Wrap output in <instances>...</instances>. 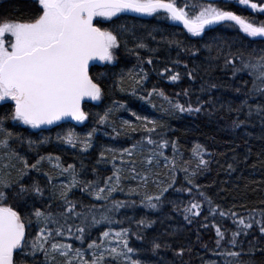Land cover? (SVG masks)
<instances>
[{
	"label": "trees",
	"instance_id": "trees-1",
	"mask_svg": "<svg viewBox=\"0 0 264 264\" xmlns=\"http://www.w3.org/2000/svg\"><path fill=\"white\" fill-rule=\"evenodd\" d=\"M176 2L181 7L187 5L190 15L213 3L249 20L264 21V14L234 0ZM38 7L34 0H0V21L31 19ZM97 26L117 34L120 47L113 62L90 67L89 74L102 94L99 100L84 105L87 119L83 123L33 129L12 121L13 104L0 102V119L14 136L9 149H0V176L13 182L12 192L18 190V180L42 189L39 194L28 191L19 198L9 192L7 203L31 220V227L26 229L29 241L43 227L31 215L35 209L58 220V224L49 225L53 237L45 245L47 257L39 251L33 256L26 247L28 255H16L19 264H67L68 259L81 264L76 249L89 261L95 252L97 257L103 253L99 264H126L124 256L108 251H123L125 239L133 249L130 260L141 264H226L224 252L241 253L228 258L231 264H264V233L260 231L264 225V93L250 91L253 79L247 70L234 73L231 65H225V58H232L230 54L242 55L245 61L264 56V40L246 37L235 25L212 26L193 36L163 12L153 16L121 14ZM140 43L147 47L138 49ZM149 58L151 64L147 63ZM236 67H241L239 61ZM176 73L179 79L172 81L169 77ZM153 88L156 92L149 96ZM176 104L193 111L181 112ZM106 112L108 117L101 123L100 117ZM153 127L154 132L146 131ZM93 129L87 140L90 147L84 149L82 143ZM68 131L73 133L75 147L57 139ZM149 136L154 143H149ZM198 152L206 166L200 165ZM41 157L45 159L38 170L32 169L30 166ZM23 161H27L28 169ZM69 165L73 169L63 172ZM73 173L79 183L71 188L67 199L75 202L76 212L88 215L86 224L83 217L75 215L65 224L59 216L65 211L60 194L66 189L62 185L72 183ZM89 182L92 186L85 191ZM99 188L106 189L102 193L108 197L106 201L96 199ZM109 188L115 189L110 195ZM164 188L168 190L157 208L142 203L146 196L159 195ZM113 201L122 202V206L105 212ZM193 202L200 205L198 216L185 212ZM221 211L226 215L221 216ZM92 215L100 222L93 224ZM102 215L108 219H101ZM241 218L251 227L244 229L239 224ZM61 225L63 234L56 235ZM78 226L85 228L82 239L77 238L81 236ZM217 227L225 234L219 247ZM125 229L126 233L116 235ZM237 231L240 235L232 247L228 242ZM93 241L99 247L89 249ZM153 242L161 247L153 251ZM53 243L71 245L70 255L53 251ZM180 248L184 252L177 255Z\"/></svg>",
	"mask_w": 264,
	"mask_h": 264
},
{
	"label": "snow or ice",
	"instance_id": "snow-or-ice-1",
	"mask_svg": "<svg viewBox=\"0 0 264 264\" xmlns=\"http://www.w3.org/2000/svg\"><path fill=\"white\" fill-rule=\"evenodd\" d=\"M36 2L39 6L38 11L31 19L25 21L4 19L0 21V101L13 103L10 115L12 121L30 126L33 129L53 125L57 121L69 117L77 122L85 121L87 113L82 110L81 102L85 97L91 100L100 99L102 90L89 74L90 63L94 61L113 62L115 52L120 47V41L118 35L112 30L98 27L97 23L99 22H107L114 17L127 13L153 16L163 12L167 19L182 24L193 36H200L206 28L210 29L212 26L235 25L246 37L264 40V21L249 20L237 15L234 11L227 10L225 7H217L213 3L207 4L195 14L190 15L189 11H186L188 6H178L176 0H36ZM237 3L264 14V0H260V2L237 0ZM96 18H103V21L94 22ZM6 35L9 37L8 39H5ZM146 47L143 43L137 45L138 49ZM230 55L232 58L226 57L225 65H231L234 73L247 70L253 79L250 91L252 93H264V56L249 58L245 61L242 55ZM236 61H239L240 68L236 67ZM147 63H152L151 58L147 60ZM164 71L169 72L170 69ZM169 78L176 81L179 79V74H172ZM136 83L139 84L141 81H136ZM154 92H156L155 88L148 95L150 96ZM133 94H135V90H133ZM175 107L181 112L193 111L191 107L185 109L180 104H176ZM108 114L106 112L104 116L100 117L101 123L106 121ZM137 119L141 118L137 117ZM143 120L146 124L149 123L147 117H144ZM124 123L127 124L128 122L125 121ZM94 131L95 129L88 133L83 145L84 149L90 147L87 140L91 139ZM146 131L152 133L155 128H147ZM12 139H14L13 133L4 128L3 120L0 119V149H9ZM57 139L73 147L76 146L71 131H68L64 136L58 135ZM148 139L149 143H154L150 136ZM133 147L135 148L136 145ZM197 155H200V165L206 166L207 162L202 158V155L199 152ZM44 159L45 157H41L30 167L38 170L40 162ZM48 159L51 160L52 157L49 156ZM23 163L25 169H28L27 161H23ZM72 169L73 166L69 165L62 171L68 172ZM23 176L24 172H21V179ZM51 179L49 177V180ZM108 179L110 181L112 178L109 177ZM116 179L118 180L119 177L117 176ZM188 182L192 183L191 180ZM15 183L19 187L17 191L12 192L13 182L5 176H0V264H19L16 255L21 253L28 255L29 253L25 252L26 247H30V254L33 256L39 251L44 252L47 257L45 245L53 237V229L49 225L58 224L57 218L51 214L45 215L40 209H35L31 215H34L37 222L42 223L43 227L29 241V233L26 229L31 227V220L27 218V214L22 216L15 207L7 203L8 194L12 192L15 197L19 198L28 191L39 194L42 189L35 184L30 187L26 186L19 180ZM77 183L79 181L73 173L72 183L62 185L66 189L60 194L65 205V211L59 216L64 218L65 224L72 215L78 218L83 217L82 223L84 224L88 221V215L83 212H76L75 202L67 199L68 192ZM91 186L92 184L89 182L84 190L88 191ZM114 190V188L107 189L109 195ZM167 190L168 188H164L159 195L146 196L142 203H145L148 208H157L161 197ZM105 191V188H99L95 193L96 199L106 201L108 197L102 195ZM121 206L122 202L113 201L112 208H105L104 211H112ZM199 209L200 205L193 202L190 207L185 209V212H192L193 215L198 216L200 214ZM210 210L216 211V209ZM220 215L224 216L226 213L221 211ZM232 215L235 216V213ZM91 219L93 224L100 222L95 215H92ZM101 219L107 220L108 216L102 215ZM239 224L243 225L244 229L251 227V224H246L243 218L239 220ZM63 230L64 226H59L55 230L56 235H62ZM67 231L71 233L70 226ZM77 231L81 233V236L77 238L82 239L85 228L78 226ZM260 231L264 233V225H261ZM126 232L125 229L116 235L121 236ZM108 235V232L103 233L104 237ZM216 235L218 237L216 244L219 247L225 234L217 227ZM239 235V231L232 233L231 240L228 242L230 246L236 245V238ZM165 246L167 247V245ZM98 247L95 241L88 245L89 249ZM160 247L159 243L153 242V251ZM51 248L53 251H59L65 257L70 255L71 245L53 243ZM123 249L120 252L116 248H111L108 251L124 256L126 264L128 261L130 264H141L140 261L130 260L129 254L133 252V249L128 247L126 239L123 240ZM183 252L184 249L180 248L177 255H182ZM75 253L81 264H99V261L103 260V253L97 257L94 252L91 261L85 260L79 249H76ZM222 255L226 257V264H231V260L228 258H237L241 253L224 252ZM67 264H73L72 260L68 259Z\"/></svg>",
	"mask_w": 264,
	"mask_h": 264
},
{
	"label": "water",
	"instance_id": "water-1",
	"mask_svg": "<svg viewBox=\"0 0 264 264\" xmlns=\"http://www.w3.org/2000/svg\"><path fill=\"white\" fill-rule=\"evenodd\" d=\"M182 25V24H181ZM183 26V25H182ZM187 30V29H186ZM101 62H103V61H94V62H91L90 63V67L94 64V63H101ZM83 102V101H82ZM82 102H81V104H82ZM58 122H72V123H75V122H77V121H75V120H73V119H71L70 117L69 118H65V119H63V120H61V121H57L56 123H54L53 125H56ZM53 125H47V126H42V128H40V129H45V128H48V127H50V126H53Z\"/></svg>",
	"mask_w": 264,
	"mask_h": 264
},
{
	"label": "flooded vegetation",
	"instance_id": "flooded-vegetation-1",
	"mask_svg": "<svg viewBox=\"0 0 264 264\" xmlns=\"http://www.w3.org/2000/svg\"><path fill=\"white\" fill-rule=\"evenodd\" d=\"M37 4H38V3H37ZM90 101H92L90 98L85 97V99L83 100V102H82V104H81L82 109H83V106H84L87 102H90ZM7 102L12 103L11 101H7ZM12 104H13V103H12ZM60 123H62V122H59V123H57L56 125H53L52 127H55V126H57V125L60 124ZM72 124H76V125H78L77 123H72ZM52 127H48V129H49V128H52ZM14 255H15V254H14Z\"/></svg>",
	"mask_w": 264,
	"mask_h": 264
},
{
	"label": "rangeland",
	"instance_id": "rangeland-1",
	"mask_svg": "<svg viewBox=\"0 0 264 264\" xmlns=\"http://www.w3.org/2000/svg\"><path fill=\"white\" fill-rule=\"evenodd\" d=\"M34 1H36V0H34ZM234 1L237 2V0H234ZM241 6H243V5H241ZM243 7L246 8V6H243ZM247 9L250 10V11H252V12H256V11H253V10H251V9H249V8H247ZM258 13H259V12H258ZM8 38H9V37L6 35V36H5V39H8ZM84 143H85V142H83L82 144L84 145ZM164 164H168V161H165ZM144 176H145V174H144ZM140 179H143V178L141 177ZM64 181H66V180H63L62 182H64ZM34 235L36 236V233H35ZM83 257H84L85 260H87V258H88V256L85 255V254H83Z\"/></svg>",
	"mask_w": 264,
	"mask_h": 264
}]
</instances>
